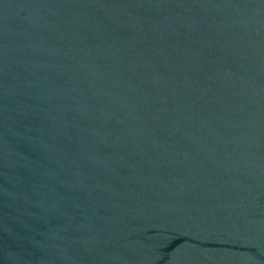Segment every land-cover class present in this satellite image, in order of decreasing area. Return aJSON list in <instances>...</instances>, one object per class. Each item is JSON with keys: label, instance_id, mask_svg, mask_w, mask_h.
Segmentation results:
<instances>
[{"label": "water", "instance_id": "95a60500", "mask_svg": "<svg viewBox=\"0 0 264 264\" xmlns=\"http://www.w3.org/2000/svg\"><path fill=\"white\" fill-rule=\"evenodd\" d=\"M0 264H264V0H0Z\"/></svg>", "mask_w": 264, "mask_h": 264}]
</instances>
